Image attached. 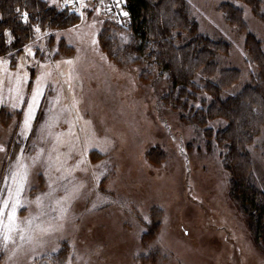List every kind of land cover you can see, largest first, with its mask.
Wrapping results in <instances>:
<instances>
[{
  "label": "rangeland",
  "instance_id": "obj_1",
  "mask_svg": "<svg viewBox=\"0 0 264 264\" xmlns=\"http://www.w3.org/2000/svg\"><path fill=\"white\" fill-rule=\"evenodd\" d=\"M85 2L90 8L84 10V20L75 24L79 28L46 31L48 36L41 31L39 40L34 33L25 44L35 41L33 50L46 65L45 69H29L31 79L23 87L27 101L36 76L41 71L51 73L43 96L38 97L36 120L27 140L20 135L19 126L27 103H18L17 109L11 107L14 92L10 90L16 81L9 76L17 71L24 46L13 56L0 58L10 61L0 70V144L6 146L9 156L20 147L28 149L26 155H35L33 144L43 147L47 155L55 134L64 133L57 147L64 154L71 150L68 165L85 160L69 177V189L83 186L79 198L65 205L67 213L55 221L62 227L43 235L36 244H25L15 255L12 245L0 249L1 264H52L50 257L63 249L62 264H264V250L255 242L246 215L228 195L229 172L223 168L221 148L214 142L213 133L207 138L203 132L210 126L215 131L227 122L215 118L196 126L166 97L171 89L166 72H158L148 62L128 59L118 48L111 56L112 44L109 49L102 48L97 39L102 28H109L120 42L129 39L124 28L127 17L119 14L127 12L124 0H119L118 6L116 0H104L111 11H101L99 16L91 9L98 7L100 0ZM186 2L198 31L226 44L216 55V72L206 78L212 81L222 76L221 70L231 69L233 74L223 76V97L256 85L261 67L246 47L245 38L254 35L264 54V0H258L256 8L241 0ZM223 3L241 8L243 26L229 21ZM40 47L46 51L39 52ZM69 60L71 64L62 62ZM262 74L264 82V71ZM58 94L60 104L53 108ZM73 100L78 101L83 119L74 120V109L71 114L65 112L52 129L53 136L41 143V125L50 109L59 113L65 106L70 108ZM73 123L71 132L76 136L69 135ZM248 151L256 184L264 190V121ZM100 172L104 175L97 179L94 174ZM43 173L41 165L32 170L31 190L23 195L27 206L18 212L21 219L35 215L39 210L30 202L49 191ZM51 174L56 177L61 173ZM63 195V191L55 193L56 198ZM50 218L42 217L44 221Z\"/></svg>",
  "mask_w": 264,
  "mask_h": 264
},
{
  "label": "trees",
  "instance_id": "obj_2",
  "mask_svg": "<svg viewBox=\"0 0 264 264\" xmlns=\"http://www.w3.org/2000/svg\"><path fill=\"white\" fill-rule=\"evenodd\" d=\"M51 1L0 0V58L7 57L9 52H20L33 38L35 26L42 32H52L80 22L79 14L73 9L62 10V4L54 6ZM241 1L253 8L258 6V0ZM124 5L129 14L124 27L129 35L127 43L116 39L109 28L98 33L99 43L103 49V46L109 49L112 44L108 52L111 56L117 54L114 49L118 48L128 59L141 64L148 62L158 72H166L171 82L166 97L196 126H204L215 118L227 122L215 131L210 126L203 132L207 138L214 134V142L221 148L223 168L229 172L228 195L246 215L255 242L264 250V190L256 184L248 151L264 121V54L259 41L252 34L245 38L246 47L261 67L257 84L242 89L239 94L223 97V76L233 74L231 69L221 70L222 76L212 81L206 77L216 72V55L226 44L198 31L186 0H124ZM221 7L231 23L243 26L241 8L233 3H223ZM25 11L28 23L23 22ZM6 31L14 37L12 43L6 42ZM200 100L197 108L195 103ZM63 250L52 255L50 263L62 264Z\"/></svg>",
  "mask_w": 264,
  "mask_h": 264
},
{
  "label": "snow or ice",
  "instance_id": "obj_3",
  "mask_svg": "<svg viewBox=\"0 0 264 264\" xmlns=\"http://www.w3.org/2000/svg\"><path fill=\"white\" fill-rule=\"evenodd\" d=\"M56 0H53V5L55 6ZM117 6L119 5V0H116ZM71 5H78L74 9L75 12L79 14L81 21L85 18V9H89L90 5L85 2V0H62V10L71 7ZM96 13L97 16L101 11H111V8L104 4V0H100L98 7L91 9ZM19 12V9H17ZM121 16L127 17L129 14L127 12H120ZM22 18L24 23H28V13L25 11L22 13ZM103 23V21H100ZM75 28H79V25H74ZM89 27H94V25H89ZM34 33H36V40L41 38V28L35 26L33 28ZM72 31V29H68ZM4 35L8 38L7 43H12L14 37L9 33L5 32ZM44 36H48V32L43 33ZM97 43L96 39L92 40V44ZM35 41L33 44L24 45L23 52L24 55L20 57V61L16 63L17 71L15 73H9L10 77H14L16 81V87L13 90L14 95L12 96L11 107L13 109L18 108V103H27V108L24 110L23 121L20 123L21 132L20 135L23 139L27 140L30 137L27 133L33 130V123L36 120V111L39 107L38 97H42L44 94V85L47 82V78L51 75L48 71H41L35 80V87L32 90V96L30 101H27L24 93L23 87L28 85L30 82V72L29 69L32 67H37L40 69H45L46 65L42 63L41 59L37 58V52L34 51ZM39 52L44 53L46 50L43 47L38 49ZM58 51V50H57ZM51 55L52 53H47ZM14 54L9 52L8 56L11 57ZM63 63L71 64L72 61H62ZM10 61L6 59H0V70L3 69L4 65L9 64ZM69 87L71 84L69 83ZM208 99H211L210 97ZM53 108L60 104L59 94L52 102ZM78 101L73 100L71 107L65 106L61 109L59 113L53 114L50 109L48 118L45 120L44 124L41 125L40 129V141L41 143L47 142V140L53 136L52 129L58 124L60 118L65 112L71 114V110H76V115L74 120H82L83 117L79 115L77 108ZM197 108L200 107L199 104L196 105ZM90 121H85V124H89ZM74 123L70 124L69 135L76 136V133L71 132V128L74 127ZM64 133H56L55 140L53 141L52 147L48 149L47 155H45V149L43 147L37 148L35 144L32 148L35 150V155H26L28 149L25 147H20L19 151L13 153L9 156L7 148L5 145L0 144V171L3 172V176L0 177V249L7 250L9 246L12 245V252L15 255L16 251L22 249L25 244H36L43 235H48L52 231H58L62 225H56L55 221L62 219L67 213L68 207L65 205L69 200L77 199L80 195V188L83 185L76 186L73 185L69 189L68 185L72 183L69 179L73 173L80 169V165L85 163L84 159L76 162L75 165L69 166L68 161L71 160V150L69 153H60L57 147L61 143V138ZM78 141V137H76ZM52 153H56L53 157ZM14 156V159H13ZM66 157L61 159V157ZM55 161V163H53ZM6 165V166H5ZM41 165L44 168L43 175L48 180L47 187L49 191L41 193L36 196L35 201L30 203H35L37 209L39 210L35 215L29 214L28 216L21 219L18 215L20 209L25 208L27 205L24 203L23 195L26 190H31L29 178L32 175V170ZM97 168L102 167V165H97ZM61 173L59 176L53 177L52 172ZM39 175V173H38ZM96 175L97 179L99 176H103L104 173L100 172ZM57 191H63L64 195L59 198L55 197ZM45 200L49 203L46 205ZM51 213H56L55 216H51ZM50 216V220L44 221L42 217ZM144 220L150 222L148 217L145 216ZM143 231V229H141Z\"/></svg>",
  "mask_w": 264,
  "mask_h": 264
},
{
  "label": "crops",
  "instance_id": "obj_4",
  "mask_svg": "<svg viewBox=\"0 0 264 264\" xmlns=\"http://www.w3.org/2000/svg\"><path fill=\"white\" fill-rule=\"evenodd\" d=\"M96 2V1H95Z\"/></svg>",
  "mask_w": 264,
  "mask_h": 264
}]
</instances>
